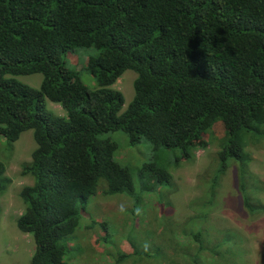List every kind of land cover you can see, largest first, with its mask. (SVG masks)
Segmentation results:
<instances>
[{
	"label": "trees",
	"instance_id": "trees-1",
	"mask_svg": "<svg viewBox=\"0 0 264 264\" xmlns=\"http://www.w3.org/2000/svg\"><path fill=\"white\" fill-rule=\"evenodd\" d=\"M91 47L93 89L65 62L68 51ZM128 69L134 96L121 111L115 85ZM37 73L39 89L16 78ZM216 124L224 137L210 192L233 159L241 192L245 138L264 125V0H0V136L14 142L32 130L36 144L21 166L32 182L19 192L25 207L16 218L35 242L30 264H65L61 241L100 180L102 193H134L132 170L105 134L122 131L132 145L144 138L152 151L180 149L188 159ZM168 165L148 163L141 174L155 189L170 183ZM241 193L245 208L264 211Z\"/></svg>",
	"mask_w": 264,
	"mask_h": 264
},
{
	"label": "rangeland",
	"instance_id": "rangeland-1",
	"mask_svg": "<svg viewBox=\"0 0 264 264\" xmlns=\"http://www.w3.org/2000/svg\"><path fill=\"white\" fill-rule=\"evenodd\" d=\"M97 52L93 47L79 48L65 55L66 66L89 89L95 87V81L85 67L88 56ZM16 78L35 89L42 81L38 73ZM135 78L136 73L128 69L116 82L124 99L121 111L134 96ZM46 103L54 114L64 115L59 105ZM104 137L118 144L115 160L132 170L135 190L108 195L102 193L105 184L99 181L96 193L81 209L77 229L61 241L65 264H181L195 256L197 264H264V211L245 208L241 193L264 206V125L245 138L241 192L239 164L234 159L214 193L210 192L224 137L220 124L205 133L206 146L195 147L188 159L180 149L152 151L144 138L132 145L122 131ZM35 147L32 130L23 131L14 142L0 136V163L5 165L0 175V264H30L35 250L32 234L22 233L16 225L25 207L19 192L32 182L21 174V166L30 161ZM153 162L169 163V184L154 189L141 174L143 165ZM142 185L152 193L142 197ZM197 233L201 243L193 238Z\"/></svg>",
	"mask_w": 264,
	"mask_h": 264
}]
</instances>
